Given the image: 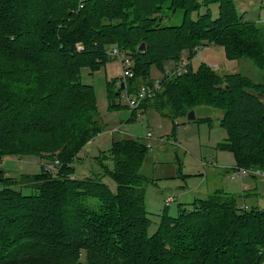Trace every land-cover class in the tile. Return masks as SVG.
I'll list each match as a JSON object with an SVG mask.
<instances>
[{
    "label": "trees",
    "instance_id": "16d2710c",
    "mask_svg": "<svg viewBox=\"0 0 264 264\" xmlns=\"http://www.w3.org/2000/svg\"><path fill=\"white\" fill-rule=\"evenodd\" d=\"M18 1L22 11L17 19L12 16L13 25L0 16V157L2 161L33 155L44 161L57 159L59 166L56 171L40 166L38 173L13 177L0 163V237L6 223L20 219L5 216L17 203L27 207L31 223L58 210L64 224L60 231L52 226L53 234L46 238L39 236L38 228L28 232L25 226L22 235V229L19 234L10 230L6 235L11 241L41 238L55 248L44 249L37 243L41 251L25 244L15 254L3 253L0 264H134L139 259L145 264H264V208L240 207L237 196L223 189L195 198L190 209L183 207L175 216L166 209L156 230L148 233L147 178L139 169L149 149L140 138L112 140L96 158L99 177L78 179L72 168L78 152L102 131L95 93L92 85L81 81V68L99 69L111 59L107 51L117 46L132 58V76L125 82L130 93L152 82L153 69L162 74L186 55V70L164 79L138 108H156L171 120L192 109H207L215 115L194 120L217 121L225 129L219 148L233 152L239 167L263 169L264 82L240 72L221 74L204 62L195 69L191 64L197 48L214 44L223 48L228 60L248 58L264 72V40L255 22L239 17L232 0ZM16 3L4 2L9 9L6 19ZM212 3L218 4L214 18L208 7ZM202 6L206 10L199 13ZM164 10L182 11V21L164 25ZM194 11L196 18L191 17ZM40 13L44 17L37 24ZM32 42L39 45L36 54L26 48ZM142 42L144 50L138 48ZM116 84L121 92L122 84ZM114 95L112 91L110 108L118 107ZM105 174L114 179V192L102 181ZM60 195L66 198H57ZM39 221L50 224L54 219ZM7 245V239L0 238V248ZM215 245L222 248L211 253Z\"/></svg>",
    "mask_w": 264,
    "mask_h": 264
},
{
    "label": "rangeland",
    "instance_id": "374dc122",
    "mask_svg": "<svg viewBox=\"0 0 264 264\" xmlns=\"http://www.w3.org/2000/svg\"><path fill=\"white\" fill-rule=\"evenodd\" d=\"M5 1H17L13 8V14L9 16L8 19H6V17L9 14V9L3 7ZM18 2V0H0V8L3 7L0 11L1 20H3V22L7 20L6 23L10 26L13 25L14 22L12 16L17 19L18 14L22 11V5ZM232 3L239 17L245 21L255 22L261 30L264 40V0H232ZM208 7L210 8L211 16L213 18L216 17L218 13V4L212 3L209 4ZM2 10L5 11L6 14H4ZM205 10L206 7L202 6L198 12L201 13ZM163 14H165L163 19L164 25H177L182 21L183 12L180 10L175 12L164 10ZM36 15L37 17H35V20L37 24L42 23L44 14L40 13ZM197 15L196 11L191 13V17L193 18H196ZM18 22L15 21V24L19 25L20 23ZM26 31L31 33L33 30L28 29ZM38 46V43L35 44V42H32V45L28 44L26 48L29 50L30 54H36L39 50ZM202 62L213 66L214 69L221 74L227 72H240L253 81L264 82V72L260 71L251 60L248 58L228 60L224 55L223 48L214 44L201 45L199 49H197L191 61L192 67L195 69ZM121 73L120 64L114 58L106 60L99 69L93 72L90 71L89 67L84 66L81 68V81L93 87L96 97L97 119L99 120L102 131L88 141L78 152L77 158L72 161L73 176L78 179L88 176L99 177L101 165L96 158L109 149L112 140L129 136L140 138V140L145 141L146 135L151 133V139L146 140L151 143L152 147L148 148L149 150L139 169V172L147 178V182L144 186V206L151 221L148 228V233L151 234L156 230L161 221V216L166 209L169 215L175 216L178 214L179 209L183 207L190 209L191 203L194 200L193 197L205 198L210 194L209 192L204 193L202 191L206 185L205 175L208 171L206 166H219L222 169L227 166V173L230 177L231 171L239 166H237V161L233 152L219 148V143L224 139L223 137L226 135V131L223 127L216 125L214 121L207 123L198 120H188L186 115H180L174 120H171L153 107L138 108L134 117L129 119L132 108L127 106L124 97H119L123 90L119 92V85L116 84V81L121 77ZM159 73L160 72L153 69L152 77ZM112 91L115 93L114 103L118 104V107L114 108H110L109 101ZM204 110L206 109L201 107L195 109L196 116L200 117V115L208 114ZM211 115L213 116L214 114L212 113ZM176 155L179 158V163L177 164H175ZM43 161L44 160H40L39 157L33 155L6 157L1 161V168L5 170L7 175L17 177L21 173H38ZM160 162L164 165L162 167H157V165H159L157 163ZM107 163L110 165L109 161H107L106 164ZM100 177L111 192L116 190V183L110 175L105 174ZM237 178L239 179V177ZM226 181H230L228 176L226 177ZM244 182L246 184L245 189H243L245 195L241 194L243 190L238 184L239 180L231 181V183L236 184L237 187L231 185L232 188H230L226 185V187L237 196V205L242 207L244 205L243 203H246L248 206L254 205L264 208V175H246L244 176ZM180 193L185 194V200L178 198V194ZM169 195L175 196L176 200L170 203L169 206H166L165 198ZM61 197L62 200L66 198L65 195H60L57 198ZM52 203L53 202L50 204ZM61 204L62 201L58 205ZM26 208L27 207L24 205L22 206L21 203H17L13 210L6 211L5 216L7 219L10 216H19L20 219L17 218V220L11 224H9V222L4 226L5 232L2 235L3 237L0 238L7 239L8 245L0 248V256L3 255V253L15 254L21 251L23 247L26 246L25 244H31L33 249L38 250L41 249L35 246L37 243H40L41 245L39 246L44 249L55 248L53 245L54 243L52 244V242L49 241L43 242L44 239L41 238L34 240L23 236V238L16 239L14 236L16 240L11 241V239L7 237L6 234L10 233V230L11 232L18 231L19 234V230L27 226L28 232L29 230L35 232L38 228L40 231L39 236L46 238L45 236L50 237V235L53 234V231H50L52 226H54V229L60 231L61 225L64 224L62 220L63 215H61L62 212L58 210H51V213L46 216L51 220L54 219V222L50 224H41L42 222L39 221V219L44 220L46 217L39 219L35 218L34 221H36L31 223V216L25 214L27 213ZM55 209H57V205ZM7 214H9V216H7ZM38 214L41 216L40 212ZM23 220L25 223H21ZM129 220L132 223L134 222L133 219H128L126 222ZM25 231L26 230L22 231L20 234L22 235ZM192 234H195L194 230ZM125 239V243H131L128 238ZM117 240L119 241V239ZM134 245L136 244L134 243ZM215 246L216 247L210 248L211 253H215V251L218 252L222 248L221 246ZM4 248L6 249L3 250ZM155 251L158 253L157 250ZM145 253L144 256L147 257ZM158 254L161 259L166 256L163 253ZM144 256L142 255V258H144ZM236 257L238 259V254ZM134 261L135 260H133V262ZM138 261H135L134 264H143V262L145 264L146 262V260L142 259ZM55 262V264L62 263H59V261ZM152 262H154V260H152Z\"/></svg>",
    "mask_w": 264,
    "mask_h": 264
},
{
    "label": "built area",
    "instance_id": "2783aa9c",
    "mask_svg": "<svg viewBox=\"0 0 264 264\" xmlns=\"http://www.w3.org/2000/svg\"><path fill=\"white\" fill-rule=\"evenodd\" d=\"M83 46L81 44H77L76 49L81 50ZM198 49V48H197ZM196 49V50H197ZM107 54L111 57L116 59L121 67V77L119 82L123 85V91L119 97H124L126 99L127 106L129 108L136 109L138 108L142 102L148 98H151L155 92L160 88L161 83L164 79L171 78L173 75L180 74L182 71L186 70L187 64L189 63L186 55H182L178 61L173 63L170 68H165L164 72L158 76H155L152 79V82L149 84H141L136 88L133 93H130L127 89L125 84L128 77L132 76V58L128 51L119 48L117 46H112L108 51ZM213 67V66H212ZM118 82V83H119ZM152 137L151 133H148L145 137V146L147 148H151L152 145L149 141ZM147 139V140H146ZM1 163V157H0ZM41 166L44 170H57L59 166V161L54 159L52 161H43ZM232 177H241L244 175H264L263 169L260 168H244V167H237L231 171ZM173 196H168L165 200L166 205H169L170 202L173 200ZM247 207V206H244Z\"/></svg>",
    "mask_w": 264,
    "mask_h": 264
},
{
    "label": "crops",
    "instance_id": "0c3cea01",
    "mask_svg": "<svg viewBox=\"0 0 264 264\" xmlns=\"http://www.w3.org/2000/svg\"><path fill=\"white\" fill-rule=\"evenodd\" d=\"M170 65V63L167 65V66H169ZM159 75V74H158ZM158 75H155V76H158ZM154 76V77H155ZM117 82H119V80L117 81ZM147 107H149V106H144L143 108H147ZM204 111H206V113H208V114H212V112L211 111H208L207 109L206 110H204ZM132 114V113H131ZM214 114V113H213ZM215 115V114H214ZM213 115V116H214ZM200 116H203V115H200ZM212 116V115H211ZM218 118V117H217ZM215 123H216V125H218L217 124V121H214ZM226 136V135H225ZM225 136L223 137V138H225ZM116 138V137H115ZM145 142V141H144ZM177 156V155H176ZM178 156H177V158H176V162H175V164H177V163H179L178 162ZM157 164H159V165H157V167L158 166H160V167H162L164 164L162 163V162H160V163H157ZM156 167V166H155ZM207 167V169H208V171H207V173H206V177H205V180H206V185L204 186V188H203V192L204 193H211V192H213V191H215V190H217V189H223L225 192H227V193H231V194H233L232 193V191L230 190V189H228L227 187H226V185H228L230 188H232L231 187V185H234L235 187H237V185L236 184H234V183H231V181H235V180H239V186H241V188H242V190L243 189H245V187H246V184H245V182H244V176H246V175H244V176H241V177H239V179L237 178V177H232V175H231V177L228 175V173H227V166L226 167H224L223 169L222 168H220L219 166L218 167H213V166H206ZM229 177L230 178V181H226V177ZM195 191V190H194ZM194 191H192V192H194ZM242 195H245V191L243 190V193H241ZM169 196H171V195H169ZM241 196V195H240ZM167 198V197H166ZM165 198V199H166ZM174 199L170 202V203H172L173 201H175L176 200V197L174 196L173 197ZM178 198L179 199H182V200H185V194H182V193H180V194H178ZM194 199L196 198V197H193ZM192 198V199H193ZM166 201V200H165ZM244 204V206H248L246 203H243ZM170 205V204H169ZM169 205H166V206H169Z\"/></svg>",
    "mask_w": 264,
    "mask_h": 264
},
{
    "label": "water",
    "instance_id": "95a60500",
    "mask_svg": "<svg viewBox=\"0 0 264 264\" xmlns=\"http://www.w3.org/2000/svg\"><path fill=\"white\" fill-rule=\"evenodd\" d=\"M138 48L144 50L145 49V43L144 42L140 43ZM186 117L188 120H194L196 118L195 110L192 109V110L188 111Z\"/></svg>",
    "mask_w": 264,
    "mask_h": 264
}]
</instances>
